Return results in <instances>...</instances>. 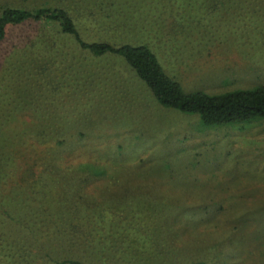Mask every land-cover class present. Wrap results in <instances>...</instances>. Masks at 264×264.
Wrapping results in <instances>:
<instances>
[{
  "label": "rangeland",
  "instance_id": "1",
  "mask_svg": "<svg viewBox=\"0 0 264 264\" xmlns=\"http://www.w3.org/2000/svg\"><path fill=\"white\" fill-rule=\"evenodd\" d=\"M6 8L58 12L76 32L46 16L8 25L6 133L57 125L88 134L74 160L120 145L123 163L136 164L84 186L120 204L104 222L106 242H119L117 264H264V118L208 126L163 107L123 55L83 46H146L186 92L253 88L264 85V0H0V16ZM79 175L65 177L63 203L47 204L53 220L85 221L84 204L74 205ZM121 205L134 210L131 221ZM43 239L58 258L95 262L89 246L70 249L58 233ZM34 264L56 263L39 256Z\"/></svg>",
  "mask_w": 264,
  "mask_h": 264
},
{
  "label": "trees",
  "instance_id": "2",
  "mask_svg": "<svg viewBox=\"0 0 264 264\" xmlns=\"http://www.w3.org/2000/svg\"><path fill=\"white\" fill-rule=\"evenodd\" d=\"M45 16L51 20H62L64 30L76 34L71 19L58 12L42 9L34 13L6 8L0 16V43L5 38L9 24ZM83 46L95 48L100 54L113 52L123 55L163 107L198 114L208 126L264 118V85L221 94L186 92L177 80L165 72L156 54L146 46L115 47L107 43ZM6 114L0 112V264H34L39 256L56 264H87L81 256L64 255L58 258L57 254L48 250L50 246L43 238L51 240L57 233L61 238L67 237L69 244H66L70 249L81 247L82 244L93 249L92 253L96 256H93L95 262L91 264L104 263L103 253L110 254L113 264H117L119 261L111 256V252L115 250L112 244L119 242H106L105 231L110 225L104 222L114 205L120 204L108 205L102 198L103 194L85 191L84 186H89V183L92 186L99 180L103 182L109 172H120L123 168L130 171L136 164L123 163L120 145L116 146L117 149L110 147L109 150L101 151L98 158L74 160L79 146L87 142L88 134L64 131L57 125L50 128L31 125L7 134L4 130ZM91 168L101 173L94 175ZM74 170L79 172L81 182V186L74 190V205L76 208L84 204L85 221L60 223L53 220L54 212L50 211L47 204L63 203L64 190L71 189L65 187L68 183L65 177ZM129 213L130 217L126 219L131 221L134 210L130 208ZM173 214L178 215V211H173ZM116 224L120 225L115 219Z\"/></svg>",
  "mask_w": 264,
  "mask_h": 264
}]
</instances>
